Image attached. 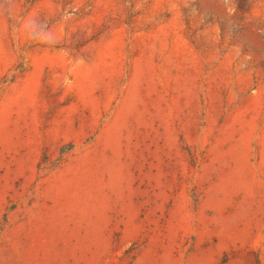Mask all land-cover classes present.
Wrapping results in <instances>:
<instances>
[{
  "label": "rangeland",
  "instance_id": "obj_1",
  "mask_svg": "<svg viewBox=\"0 0 264 264\" xmlns=\"http://www.w3.org/2000/svg\"><path fill=\"white\" fill-rule=\"evenodd\" d=\"M0 264H264V0H0Z\"/></svg>",
  "mask_w": 264,
  "mask_h": 264
}]
</instances>
